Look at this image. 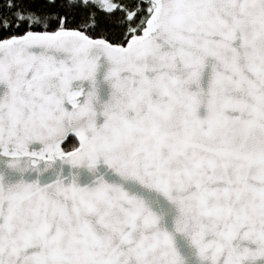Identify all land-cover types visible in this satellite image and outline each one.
<instances>
[{
	"label": "snow or ice",
	"instance_id": "6c2138e0",
	"mask_svg": "<svg viewBox=\"0 0 264 264\" xmlns=\"http://www.w3.org/2000/svg\"><path fill=\"white\" fill-rule=\"evenodd\" d=\"M0 264H264V0H0Z\"/></svg>",
	"mask_w": 264,
	"mask_h": 264
},
{
	"label": "trees",
	"instance_id": "16d2710c",
	"mask_svg": "<svg viewBox=\"0 0 264 264\" xmlns=\"http://www.w3.org/2000/svg\"><path fill=\"white\" fill-rule=\"evenodd\" d=\"M101 24H102V26H104L105 22L102 20V21H101ZM99 34H100L99 32L96 33V35H99Z\"/></svg>",
	"mask_w": 264,
	"mask_h": 264
}]
</instances>
